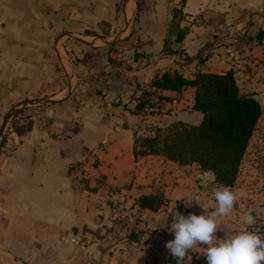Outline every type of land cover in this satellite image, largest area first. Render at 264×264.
<instances>
[{
    "label": "crops",
    "instance_id": "0c3cea01",
    "mask_svg": "<svg viewBox=\"0 0 264 264\" xmlns=\"http://www.w3.org/2000/svg\"><path fill=\"white\" fill-rule=\"evenodd\" d=\"M97 3L106 1L0 0V264H178L165 247L171 224L214 210L220 185L196 162L135 153L136 137L202 119L195 87L151 81L231 70L240 92L264 100V0H128L130 28L106 48L93 34H77L92 43L73 38ZM174 22L186 31L180 42ZM147 96L156 110L146 115L136 105ZM254 132L227 186L238 200L219 218L218 239L245 227L264 235V191L241 173ZM106 193L153 227L112 226ZM249 209L252 226L243 224ZM206 247L179 264H207Z\"/></svg>",
    "mask_w": 264,
    "mask_h": 264
},
{
    "label": "trees",
    "instance_id": "16d2710c",
    "mask_svg": "<svg viewBox=\"0 0 264 264\" xmlns=\"http://www.w3.org/2000/svg\"><path fill=\"white\" fill-rule=\"evenodd\" d=\"M181 16V11L174 8L173 18L179 20ZM176 22L172 26L176 31L175 41L180 42L186 31L178 28ZM150 85L174 91L195 87L193 108L202 113V119L198 124H180L165 132L136 137L135 153L163 152L181 164L196 162L202 169L211 171L219 185L232 186L262 115L260 102L240 92L231 70L197 71L192 78L176 70L166 71L154 77ZM145 104L146 99L139 101L137 110Z\"/></svg>",
    "mask_w": 264,
    "mask_h": 264
},
{
    "label": "clouds",
    "instance_id": "9594fccd",
    "mask_svg": "<svg viewBox=\"0 0 264 264\" xmlns=\"http://www.w3.org/2000/svg\"><path fill=\"white\" fill-rule=\"evenodd\" d=\"M216 207L214 210L204 209L202 214H179L171 224L174 239L165 247L170 254L181 262L189 250L198 244L207 245L204 256L207 264H264V235L249 227L218 239L220 229L219 218L226 217L234 210L238 193L227 186L220 185L213 192ZM256 223L253 210L244 213L243 224L252 226Z\"/></svg>",
    "mask_w": 264,
    "mask_h": 264
},
{
    "label": "rangeland",
    "instance_id": "374dc122",
    "mask_svg": "<svg viewBox=\"0 0 264 264\" xmlns=\"http://www.w3.org/2000/svg\"><path fill=\"white\" fill-rule=\"evenodd\" d=\"M106 3H97L95 6V19H80L77 20L76 29L73 35L88 33L93 34L95 37L90 38L99 46L108 47V44L113 41L112 45H117L123 41L126 32L129 30L131 21L134 17V12H130L127 18L123 15V6L125 0H105ZM74 26V25H73ZM172 26V31H173ZM125 35V36H124ZM122 37L119 42H115L117 37ZM79 37V36H78ZM83 38V37H81ZM111 46H109L110 48ZM112 48V47H111ZM242 94H248L241 92ZM262 106V115L260 116L255 132L253 134L252 142L249 150L246 153L241 173L246 175H254L253 180L250 182L256 185L259 192L264 191V100L260 102ZM260 200L264 204V197Z\"/></svg>",
    "mask_w": 264,
    "mask_h": 264
},
{
    "label": "built area",
    "instance_id": "2783aa9c",
    "mask_svg": "<svg viewBox=\"0 0 264 264\" xmlns=\"http://www.w3.org/2000/svg\"><path fill=\"white\" fill-rule=\"evenodd\" d=\"M146 104L141 109L142 114H151L156 109H153L156 106H153L152 102L150 101L149 97H145ZM136 165H139V161H135ZM105 200L107 201L110 209V221L112 226H116L123 222V224L128 229L139 230L143 228H152V220L141 213H139L134 208L125 204V200L122 198L114 197L111 193H106Z\"/></svg>",
    "mask_w": 264,
    "mask_h": 264
},
{
    "label": "water",
    "instance_id": "95a60500",
    "mask_svg": "<svg viewBox=\"0 0 264 264\" xmlns=\"http://www.w3.org/2000/svg\"><path fill=\"white\" fill-rule=\"evenodd\" d=\"M127 4H128V0H125V3H124V6H123V15L126 17V8H127ZM73 38L75 39H78V40H81V41H88L84 38H81L80 36H73ZM120 38V36L117 37V39L115 40H118ZM113 41H111L109 44H111ZM88 43H92V42H89ZM94 45V44H93ZM100 45V44H98ZM56 101L55 100H51V99H41V100H37L35 103H43V104H51V103H55Z\"/></svg>",
    "mask_w": 264,
    "mask_h": 264
}]
</instances>
